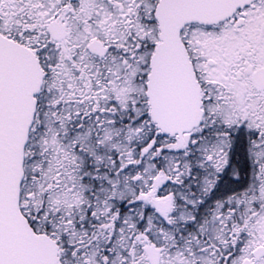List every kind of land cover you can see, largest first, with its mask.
Masks as SVG:
<instances>
[{"label": "snow or ice", "instance_id": "snow-or-ice-1", "mask_svg": "<svg viewBox=\"0 0 264 264\" xmlns=\"http://www.w3.org/2000/svg\"><path fill=\"white\" fill-rule=\"evenodd\" d=\"M0 264H264V0H0Z\"/></svg>", "mask_w": 264, "mask_h": 264}]
</instances>
